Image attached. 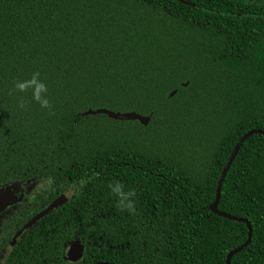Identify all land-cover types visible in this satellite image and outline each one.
<instances>
[{
	"label": "trees",
	"instance_id": "16d2710c",
	"mask_svg": "<svg viewBox=\"0 0 264 264\" xmlns=\"http://www.w3.org/2000/svg\"><path fill=\"white\" fill-rule=\"evenodd\" d=\"M32 73L48 109L14 89ZM100 108L150 119L82 116ZM254 129L264 130V0H0V187L30 192L0 226V252L73 190L5 264H72L75 240L74 264H225L248 230L209 206ZM217 211L251 228L230 264H264V135L242 143Z\"/></svg>",
	"mask_w": 264,
	"mask_h": 264
},
{
	"label": "water",
	"instance_id": "95a60500",
	"mask_svg": "<svg viewBox=\"0 0 264 264\" xmlns=\"http://www.w3.org/2000/svg\"><path fill=\"white\" fill-rule=\"evenodd\" d=\"M184 4V2H182ZM187 84L185 83L183 86L185 87ZM175 91H172L169 94V98L173 97V95L175 94ZM93 116V115H105L107 118L115 120V121H137L139 122V124L143 127L147 126L148 122H149V116H141L138 115L134 112H126V113H119V112H112L110 110L107 109H96V110H87L85 112L82 113V116ZM252 135H264V130H260V129H254L251 131H248L247 133H245L234 145L221 173L220 176L218 178L217 181V186H216V193H215V198L214 201L211 203V205L209 206V210L211 211V213L222 217L226 220L229 221H235V222H241L244 223L247 227L248 233H247V239L246 241L240 245L239 247L231 250L227 255H226V260H225V264H230V260L232 258V256L240 251H242L245 247H247V245L249 244L250 241V236H251V228L248 224V222L244 219H240V218H236V217H232L230 215H227L225 213L219 212L217 211V204H218V200L220 197V190H221V185L222 182L224 180V177L227 173V170L229 168V166L231 165L234 157L236 156L238 150L240 149L242 143L249 138ZM18 186L15 185H9V186H5V187H1L0 188V213H2L4 210H6L8 207L14 206L17 203H19L21 201V197L18 195ZM71 198V193L69 191H65L63 193H61L60 195H58L57 197H55L50 203H48L39 213H37L36 215H34L21 229L20 232H22L23 230H27L30 227L36 225L42 218H44L47 214H49L51 211L63 206L69 199ZM83 246L80 244L79 240H75L73 242H71L68 247L67 250L64 254V260L69 262V263H77L83 255ZM1 264H5V258H3V260L1 261ZM94 264H109V263H104V262H98V263H94Z\"/></svg>",
	"mask_w": 264,
	"mask_h": 264
},
{
	"label": "clouds",
	"instance_id": "9594fccd",
	"mask_svg": "<svg viewBox=\"0 0 264 264\" xmlns=\"http://www.w3.org/2000/svg\"><path fill=\"white\" fill-rule=\"evenodd\" d=\"M13 86L18 93H28L31 102L38 105L40 109H48L50 107L48 85L40 77L39 73H32L27 79L15 81ZM20 106L23 107V104Z\"/></svg>",
	"mask_w": 264,
	"mask_h": 264
},
{
	"label": "flooded vegetation",
	"instance_id": "af4514ba",
	"mask_svg": "<svg viewBox=\"0 0 264 264\" xmlns=\"http://www.w3.org/2000/svg\"><path fill=\"white\" fill-rule=\"evenodd\" d=\"M26 184L27 183H24V184H21V185H15V186H18L19 187V189H18V195L21 197V202H27V198H28V196H29V193L30 192H28V190H29V188L26 186ZM1 188V187H0ZM70 192V191H69ZM71 193V192H70ZM72 195V194H71ZM20 204V202L19 203H17L16 205H14V206H11V207H8L6 210H4L2 213H0V226L1 225H3L4 224V222L6 221V219L8 218V216L10 215V214H12L16 209H17V207H18V205ZM34 216V215H33ZM32 216V217H33ZM31 217V218H32ZM30 218V219H31ZM29 219V220H30ZM28 220V221H29ZM27 221V222H28ZM26 222V223H27ZM25 223V224H26ZM24 224V225H25ZM23 225V226H24ZM22 226V227H23ZM16 227V226H15ZM22 227L21 228H17L16 227V230L14 231V233L11 235V237H10V239H8V243L6 244V245H4V247H3V249H2V251L0 252V264H1V261L3 260V258H5V261H6V258H7V254H8V252L10 251V249L16 244V242L18 241V240H20L21 238H22V236L24 235V233L26 232V230H23L22 232H20L21 231V229H22ZM67 250V249H66Z\"/></svg>",
	"mask_w": 264,
	"mask_h": 264
},
{
	"label": "rangeland",
	"instance_id": "374dc122",
	"mask_svg": "<svg viewBox=\"0 0 264 264\" xmlns=\"http://www.w3.org/2000/svg\"><path fill=\"white\" fill-rule=\"evenodd\" d=\"M69 191L71 192V194L73 193V190H70V189H69Z\"/></svg>",
	"mask_w": 264,
	"mask_h": 264
}]
</instances>
